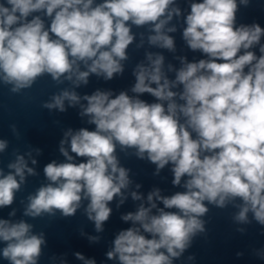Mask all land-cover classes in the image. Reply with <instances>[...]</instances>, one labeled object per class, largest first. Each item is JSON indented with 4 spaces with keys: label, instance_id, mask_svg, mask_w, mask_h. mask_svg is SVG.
Instances as JSON below:
<instances>
[{
    "label": "clouds",
    "instance_id": "9594fccd",
    "mask_svg": "<svg viewBox=\"0 0 264 264\" xmlns=\"http://www.w3.org/2000/svg\"><path fill=\"white\" fill-rule=\"evenodd\" d=\"M249 2L189 0L186 15L177 0L0 2V84L19 94L45 75L57 85L67 82L42 108L63 113L78 107L79 116L95 126L63 131L58 150L65 159L44 166V182L20 201L22 216L68 218L82 209L102 233L113 211L110 203L118 198L119 208L130 196L139 203L121 220L131 227L120 230L106 252L117 264H174L206 233L208 205H231L237 209L234 223L254 220L264 226V28L236 22L239 6ZM174 18L183 20L186 46L206 58L189 62L176 56L177 68L166 65L161 52L145 50L132 69L135 83L129 90L76 91L92 75L105 81L123 75L134 42L137 50L147 44L175 53ZM133 27L145 31L134 33ZM256 46L259 56L252 50ZM145 93L155 102L141 99ZM9 127L18 137L16 124ZM8 148L9 141L0 139V154ZM117 150L154 164L153 175L171 165L172 185L184 190L162 195L154 187L145 198L140 184L132 189L131 170L121 165ZM41 153L30 145L23 153L14 149L7 171L0 167V209L13 205L28 177L39 175ZM16 212L0 218L5 245L0 255L9 264H39L45 233L35 232L26 219H12ZM80 235L90 243L101 239L83 230ZM254 254L264 260V249ZM73 255L82 264H97L80 252ZM50 261L68 264L66 254Z\"/></svg>",
    "mask_w": 264,
    "mask_h": 264
}]
</instances>
